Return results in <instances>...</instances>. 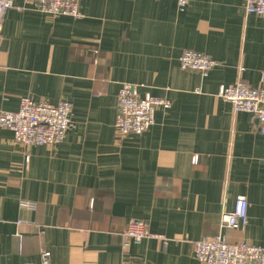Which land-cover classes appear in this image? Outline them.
Wrapping results in <instances>:
<instances>
[{
	"label": "crops",
	"instance_id": "1",
	"mask_svg": "<svg viewBox=\"0 0 264 264\" xmlns=\"http://www.w3.org/2000/svg\"><path fill=\"white\" fill-rule=\"evenodd\" d=\"M183 1L81 0L76 20L15 0L2 28L0 112L22 97L66 101L72 128L54 147L31 148L0 128V264H39L43 251L49 264H198L193 243L216 236L264 248V135L217 96L237 81L264 89V17L246 15L244 0ZM183 51L219 65L205 77L182 70ZM122 83L170 108L118 139ZM239 196L246 225L220 229ZM133 219L154 237L123 252Z\"/></svg>",
	"mask_w": 264,
	"mask_h": 264
},
{
	"label": "built area",
	"instance_id": "2",
	"mask_svg": "<svg viewBox=\"0 0 264 264\" xmlns=\"http://www.w3.org/2000/svg\"><path fill=\"white\" fill-rule=\"evenodd\" d=\"M81 0H24L33 5L52 19L68 17L80 19ZM15 0H0V44L5 16L14 8ZM180 9L186 2L178 0ZM246 15L264 17V0H244ZM97 52V51H95ZM179 67L182 70L199 73L202 77L218 67L219 63L206 55L183 51L179 57ZM242 69H240V72ZM139 86L122 83L116 96V118L114 123L118 139L128 136H140L154 124V113L157 109L164 111L170 108V103L150 94L139 93ZM218 98L228 103L234 114L250 115L258 126V131L264 135V89L252 88L243 81L234 85L220 87ZM72 108L66 101L56 105L35 103L29 97H22L16 112H0V128L11 132L13 142L23 148L54 147L61 143L72 128ZM193 165L198 163V156L191 159ZM24 207L30 206L23 203ZM248 203L245 197L235 200L234 209L223 213L220 229L239 230L247 223ZM19 224V223H18ZM121 249L129 250L133 245H139L143 239L154 237L148 231L147 225L139 220H130L121 234ZM193 258L198 264H264V248L248 245L245 242L228 244L222 236L203 237L193 243ZM50 254L43 251L39 256V264H49Z\"/></svg>",
	"mask_w": 264,
	"mask_h": 264
}]
</instances>
